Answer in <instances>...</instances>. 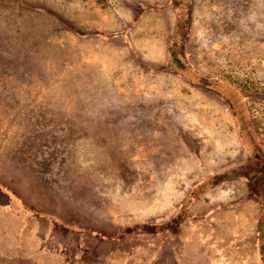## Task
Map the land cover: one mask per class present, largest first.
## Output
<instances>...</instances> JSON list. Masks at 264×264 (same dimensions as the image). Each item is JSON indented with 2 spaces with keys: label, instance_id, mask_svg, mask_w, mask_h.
<instances>
[{
  "label": "rangeland",
  "instance_id": "374dc122",
  "mask_svg": "<svg viewBox=\"0 0 264 264\" xmlns=\"http://www.w3.org/2000/svg\"><path fill=\"white\" fill-rule=\"evenodd\" d=\"M124 30L136 60L126 44L111 39ZM172 55L186 68L175 65ZM200 77L215 84H192ZM233 92L263 156L264 0H0V178L26 198L43 197L61 211L70 209L82 222L148 221L150 191L163 205L169 184L178 196L168 202L175 204L180 189L184 193L196 181L191 176L236 166L243 154L230 111ZM138 125L142 131L133 130ZM150 134L169 149L172 176L181 159L196 172L150 184L148 165L136 158L134 147L148 148ZM254 171L264 174V164ZM201 182L206 204H244L234 212L239 219L216 233L208 231L212 225L204 227L206 243L186 255L177 254L185 245H169L166 253L159 240L149 245L147 235L127 264H151L152 253L154 264L264 263L257 197L244 198L249 184ZM9 204L18 230L25 218ZM244 215L250 216L247 223ZM26 221L15 237L14 260L10 235L0 236V264H28L17 257L24 247L36 255H59L60 264L95 259L88 249L84 261H71L81 249L64 232L37 217Z\"/></svg>",
  "mask_w": 264,
  "mask_h": 264
},
{
  "label": "crops",
  "instance_id": "0c3cea01",
  "mask_svg": "<svg viewBox=\"0 0 264 264\" xmlns=\"http://www.w3.org/2000/svg\"><path fill=\"white\" fill-rule=\"evenodd\" d=\"M126 32V30L119 32L113 35L111 39L126 44L131 51L132 58L136 60V52L129 39L125 36ZM93 36L100 37L101 40H103L105 35L101 32H94ZM104 41L108 40L104 39ZM230 111L232 112V119L235 122V131L241 143V151L243 154L241 161L236 166L232 167L231 165L229 169L227 168L223 171L215 169L213 172L208 171L207 174L201 176H191V180L195 179L196 181L184 189V193L180 189L181 195H179L180 198L178 197V202H174L175 204L168 202L169 196H178L169 184H166L164 188L163 196L165 197V201L163 205L153 196V191H150L148 210L153 216L148 221H134L125 224L122 223L120 225H93V223L87 220L82 222L78 220L75 214L71 213L70 209L61 211L58 209L59 205L51 199L40 197L33 200L26 198L14 188V183L12 181L10 184L5 180L2 181L0 178V205H2L1 203L5 204L0 207V212H2V210L5 212V215H3L4 219L1 220L2 222L0 224V236L5 237L6 235H10L9 242L7 243L8 251L11 253L9 256H11L13 260L15 259V254H13L15 251V237L21 236L24 228L27 226L26 222L28 221H26V219L29 220L30 217H37L47 221L53 228L59 229L62 233L64 232V235L67 236V238L69 237V242L74 243V245L82 250H79V252L77 250L76 254L70 257V260L73 262L77 261V257L78 259L80 258V261H84L81 254L91 249V251L94 252L95 259L89 262V264H94L93 262H96L95 264H118V260H123L125 262L123 264H127L131 262L134 258V253L138 250L136 243L147 242L145 239L147 235H149V245L159 240V242L164 245L166 253L168 252L169 245L172 246V244H177L178 242L185 246L184 249L179 247L177 249V254L180 253L179 250H183V252H195V246H197V244L204 245L206 243V239L203 237L204 227L212 225V227H208L210 228L208 231L215 230L216 233L220 226H226L227 222L233 217L239 219L241 215H235V210L246 208L244 204L237 203H223V205L213 203L206 204L204 202L206 192L202 188V180L208 182L219 180L221 182V180L230 181L232 179V181L239 180L249 184L244 198L247 199L246 197H248L253 199L254 195L257 196L256 202L259 204L260 211L258 220L259 225H257V228L259 227L258 231H260L259 229L263 227L264 223L262 210L263 187L260 185L262 184L261 182L264 178V174L259 171H254V169L256 166L264 164V154L260 156L261 154L258 155L259 152L258 154L254 153L251 144L252 141L248 139L246 131L242 129V125H240L238 120V114L233 108L230 109ZM133 130L142 131V125L135 126ZM156 130V128L151 127L148 129L149 132H159ZM160 141H162L161 137L157 134L154 136L150 134L147 144L148 148H146V144L139 145L138 148L137 145H134L135 150L137 149L136 152H138L136 158L142 162L144 161V163L148 165V178L149 181H152L150 184L162 176L164 180L167 181L173 180L174 178L182 180L186 179L185 176L187 175L188 177L189 173L196 172L197 169L195 167H188L189 163L187 159H181L179 172L177 175L172 176L169 171L171 163L174 161L172 160L173 157L169 155L170 153H167L169 150L167 146L161 147L157 145ZM158 162L159 166H157ZM254 173H257V185L255 188H253V185H250ZM215 185L216 184H213L211 186L214 187ZM5 202H9L10 204ZM8 204H12L17 210L23 213L25 218V221H20L21 225L18 230L17 224L15 226L13 225L10 212L12 208L9 207ZM242 212L243 215L245 212L243 210ZM244 217L246 223L250 221V216L244 215ZM245 224L242 225L241 228H244ZM241 228L238 226V230ZM235 233L236 232H234L233 235H235ZM127 245L129 249L125 248ZM21 251V256L18 255L17 257H21L20 260H24L28 264L31 262L36 264H60V259H62L59 255L50 256L49 254H45V256H43L41 254H32V251L28 247H24ZM260 254V256H262V253ZM152 256L153 253L150 255L149 262L154 264L156 256L151 260ZM226 258L229 259L228 256ZM64 262L65 264H69V260H64ZM82 264L87 263L84 261Z\"/></svg>",
  "mask_w": 264,
  "mask_h": 264
},
{
  "label": "trees",
  "instance_id": "16d2710c",
  "mask_svg": "<svg viewBox=\"0 0 264 264\" xmlns=\"http://www.w3.org/2000/svg\"><path fill=\"white\" fill-rule=\"evenodd\" d=\"M179 25H181V24H179ZM179 27H181V28H185L184 26H179ZM180 29V28H179ZM181 33L183 32V29H181V31H180ZM181 33H180V35H181ZM172 57H173V55H172ZM171 57V58H172ZM173 61L175 62V65H177V66H181L183 69H185L186 67H185V65L183 64V62L182 61H180L179 59H177L175 56L173 57ZM199 80H200V82L199 81H192V84H195L196 86H199V84L200 85H206V87L207 88H209V85L211 84V83H213V84H215L213 81H210V80H208V79H205L204 77H200L199 78ZM205 83H207V84H205ZM220 84V83H219ZM214 91V90H213ZM216 93H218V95H220V96H227V95H225L223 92H221V91H219V90H216L215 91ZM234 94V95H233ZM233 94H232V108L236 111V113L238 114V118H239V122H240V125H242V129L244 130V131H246V134H247V136H248V139L249 140H251V141H254V139L256 138L255 136H253V133L250 131V129L248 130L247 129V125L246 124H243V121H242V116L240 115V110H238V108H237V105H236V103L234 102V100H236V99H238V97L240 98V96L238 95V94H236V93H234L233 92ZM237 95H238V97H237ZM228 97V96H227ZM228 99H230V97H228ZM256 140V139H255ZM252 144V149H253V151H254V153L255 154H258V151L256 150V149H258V148H260V142H256V143H254V142H252L251 143ZM258 155H260V154H258ZM253 181V180H252ZM254 181H256L257 182V180L255 179ZM255 182V186L257 185V183ZM262 184H260L262 187H263V189H264V178H263V180H262V182H261ZM257 197V196H256ZM263 201H264V198H263ZM262 210H263V217H264V205H263V203H262ZM264 246V245H263ZM263 246L261 245V250H263ZM264 264V263H263Z\"/></svg>",
  "mask_w": 264,
  "mask_h": 264
}]
</instances>
